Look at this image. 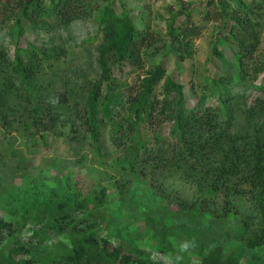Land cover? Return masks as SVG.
<instances>
[{
  "label": "trees",
  "instance_id": "trees-1",
  "mask_svg": "<svg viewBox=\"0 0 264 264\" xmlns=\"http://www.w3.org/2000/svg\"><path fill=\"white\" fill-rule=\"evenodd\" d=\"M231 1L207 0L203 19L220 21L232 60L215 41L223 72L192 67L189 105L184 84L150 62L164 49L193 57L202 29L190 12L173 14L161 39L124 0L119 11L115 0H0L14 45L0 47V264H166L159 252L172 264H264V2ZM88 17L98 73L58 87L60 33ZM124 66L144 73L122 83L113 70ZM249 89L259 92L250 103ZM59 124L87 154L34 163ZM177 183L190 201L174 199Z\"/></svg>",
  "mask_w": 264,
  "mask_h": 264
},
{
  "label": "rangeland",
  "instance_id": "rangeland-1",
  "mask_svg": "<svg viewBox=\"0 0 264 264\" xmlns=\"http://www.w3.org/2000/svg\"><path fill=\"white\" fill-rule=\"evenodd\" d=\"M103 0H98L102 5ZM115 8L117 11L120 10L118 0H115ZM129 6L134 7L135 11L133 13V18L135 23L141 27L143 25L149 24L150 28L155 32L157 37L161 39L167 38L168 34V24L170 17L175 14L178 10H185V13L190 12L199 25H201V33L194 40V55L192 58L179 59L175 52L164 49L156 56L153 57L150 63L157 61H162L166 70L167 75L170 76L175 81H178L185 86V96L188 100V104L192 105L195 101V96L191 91L190 84L193 78V69L198 73H202V76L210 75L214 77H219L223 72L222 62L217 58L212 56V45L215 41L218 42L219 49L224 53L225 57L231 61L233 53L235 51L234 46L223 40L225 31L221 28L219 20H205L203 19V14L208 9L207 0H124ZM232 4L231 0H226ZM247 2L251 0H246ZM263 1L264 0H259ZM96 6V5H94ZM262 19V38L261 44L258 50V56H264V9L261 12ZM25 38H33L28 33H25ZM43 38V35L40 34ZM101 35L98 31L95 20L92 17H88L82 20L74 21L67 30H62L60 33V38H58L59 43L65 41V51L64 55L54 64H52L51 75H55L54 79L58 87L63 80H68L70 83L82 82L83 80L94 78L98 73V67L96 63V53L95 46L100 41ZM0 47L5 48L10 55L13 54L14 45L9 41L8 36L5 34V30H0ZM113 73L117 80L122 83H134L137 80V75L144 72H134L129 67L115 68ZM199 83V78L195 77L194 83L197 85ZM258 83V81L256 82ZM195 88H198L195 86ZM252 95V96H250ZM259 95V92L249 89L246 92V100L250 103L253 97ZM57 132L62 133L60 136L56 137L51 135L48 139V144L46 146H41L35 153L31 154L29 158L33 160L34 163H38L43 158L51 157H66L75 159L77 149H81L82 154H87V145L84 140L78 141L73 140L68 137L71 134L70 126H63L59 124L57 127ZM163 133H166L163 130ZM106 134V133H105ZM17 141V145H18ZM104 146L110 147L108 142H104ZM110 153H116V149L110 147ZM80 155V153H78ZM77 154V156H78ZM89 159H93V155L90 153ZM86 163H88L86 161ZM77 173H81L78 168L75 169ZM180 188V196L174 197L175 200L179 201L184 199L190 201L193 197L192 190L186 186H180L179 183L176 185ZM173 200L171 206L176 208L178 204ZM113 219V218H112ZM237 219V218H232ZM125 221V220H124ZM115 222V221H113ZM126 222V221H125ZM122 223V221L120 222ZM111 225H114L112 223ZM140 230L145 231L144 222L139 223ZM155 259H166L164 262L166 264H172V261L168 259L166 255L162 252L155 253ZM199 257L192 256V263L198 264ZM244 261V259H243Z\"/></svg>",
  "mask_w": 264,
  "mask_h": 264
}]
</instances>
